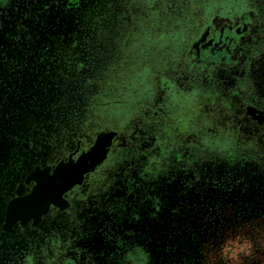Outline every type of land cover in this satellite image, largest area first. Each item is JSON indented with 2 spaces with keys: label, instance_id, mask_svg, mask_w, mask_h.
I'll use <instances>...</instances> for the list:
<instances>
[{
  "label": "flooded vegetation",
  "instance_id": "af4514ba",
  "mask_svg": "<svg viewBox=\"0 0 264 264\" xmlns=\"http://www.w3.org/2000/svg\"><path fill=\"white\" fill-rule=\"evenodd\" d=\"M263 52L264 0H0V264H144L116 214L150 172L264 150Z\"/></svg>",
  "mask_w": 264,
  "mask_h": 264
},
{
  "label": "rangeland",
  "instance_id": "374dc122",
  "mask_svg": "<svg viewBox=\"0 0 264 264\" xmlns=\"http://www.w3.org/2000/svg\"><path fill=\"white\" fill-rule=\"evenodd\" d=\"M250 78L253 98H261L264 52L252 66ZM6 145L5 163L0 160L3 167L11 155V144ZM178 164L177 170L171 172L174 175L158 174L150 184L147 197L127 204L116 214L121 221H118L120 231L127 232V240L141 261L144 264H209L215 249L216 264H223L219 249L226 238L241 234L254 246L253 255L242 258V264H264V167L224 154L214 160ZM154 222L165 226L162 247L152 227ZM178 249L179 257H173L170 252L175 254Z\"/></svg>",
  "mask_w": 264,
  "mask_h": 264
},
{
  "label": "clouds",
  "instance_id": "9594fccd",
  "mask_svg": "<svg viewBox=\"0 0 264 264\" xmlns=\"http://www.w3.org/2000/svg\"><path fill=\"white\" fill-rule=\"evenodd\" d=\"M253 242L244 235L236 234L226 238L225 243L219 249V260L223 264H242V258L253 255ZM209 264H216V250H212Z\"/></svg>",
  "mask_w": 264,
  "mask_h": 264
},
{
  "label": "trees",
  "instance_id": "16d2710c",
  "mask_svg": "<svg viewBox=\"0 0 264 264\" xmlns=\"http://www.w3.org/2000/svg\"><path fill=\"white\" fill-rule=\"evenodd\" d=\"M139 148H140L139 144L130 145V147L128 149H125V150H122V148H121L120 149V158L118 159V162L121 163L124 166V161L127 160V159H130V157L133 154H136L137 153L136 150L139 149ZM215 150H216V148H215ZM249 150H247V153H252V154L256 155L255 157L250 155V157L253 159V161L264 167V150L262 148L261 149L251 148ZM204 151H207V149H204ZM212 151H214V149ZM125 163H126V161H125ZM151 165L153 167H156V165H158V163L152 162ZM156 177H158V175H154V174H152L150 172L149 176H148V180L152 182V181H154L156 179ZM133 180H134V185H133L132 189L138 190L141 187V181H140L139 173H136V177L133 176ZM148 194H149V191L147 190L146 195H148ZM120 208L122 209V208H124V206H120V204H113L112 206H110L109 211H111V213H114V210L117 211Z\"/></svg>",
  "mask_w": 264,
  "mask_h": 264
},
{
  "label": "water",
  "instance_id": "95a60500",
  "mask_svg": "<svg viewBox=\"0 0 264 264\" xmlns=\"http://www.w3.org/2000/svg\"><path fill=\"white\" fill-rule=\"evenodd\" d=\"M94 145V144H93ZM93 145H92V147H93ZM91 147V148H92ZM90 148V149H91ZM89 149V150H90ZM88 152V151H87ZM82 154H86V152H84V153H82ZM99 165V161L92 167V168H90V169H88L87 171H85V173L84 174H86V173H88V172H90V171H92L96 166H98ZM84 174H82V181H83V178H84ZM74 184H76V183H74Z\"/></svg>",
  "mask_w": 264,
  "mask_h": 264
}]
</instances>
